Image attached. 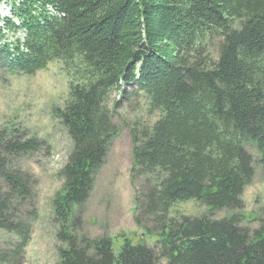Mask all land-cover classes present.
<instances>
[{"label":"trees","instance_id":"16d2710c","mask_svg":"<svg viewBox=\"0 0 264 264\" xmlns=\"http://www.w3.org/2000/svg\"><path fill=\"white\" fill-rule=\"evenodd\" d=\"M7 5L0 75H33L55 61L68 83L51 115L71 141L50 200L60 242L54 264H264V220L249 229L237 212L255 163L264 177V0ZM114 91L121 100L110 106ZM131 94L140 96L142 114L121 123L131 141L138 232L92 238L82 232L80 209L118 134L114 112ZM25 134L0 124V264L23 263L38 217L37 180L20 159L44 140ZM191 200L205 212L173 210ZM221 210L233 212L214 218Z\"/></svg>","mask_w":264,"mask_h":264},{"label":"rangeland","instance_id":"374dc122","mask_svg":"<svg viewBox=\"0 0 264 264\" xmlns=\"http://www.w3.org/2000/svg\"><path fill=\"white\" fill-rule=\"evenodd\" d=\"M7 1L10 0H0V18L9 15ZM15 36L23 35L19 31ZM67 84L55 61L33 75H0V124H13L25 129L26 136L35 135L37 139L44 140L36 152L20 159L21 167L36 177L38 212L22 264H54L58 259V225L52 218L50 200L61 185L58 172L65 163L71 141L66 130L58 121L52 120L51 115L54 107L62 105ZM127 90L132 92V88ZM120 96L119 91H114L109 105L121 100ZM140 111V96L131 94L121 101L114 112L113 122L118 134L112 140L104 162L96 172L91 193L80 209L81 229L89 237L103 234L113 236L121 231L138 232L132 215L134 190L129 181L131 141L128 128L122 125L121 119L132 120L135 116H141ZM245 148L252 153L256 162L254 150L249 144ZM254 167V179L242 193L243 208L237 211L242 218L240 225L249 229L264 220V177L260 166L255 163ZM5 185L0 178V186ZM18 209V215H24L26 210L20 206ZM173 210L197 216L205 212V207L191 200L176 204ZM229 212L233 211H216L213 217L221 218ZM75 214L73 210L72 216ZM122 243V238L115 239L114 250Z\"/></svg>","mask_w":264,"mask_h":264}]
</instances>
